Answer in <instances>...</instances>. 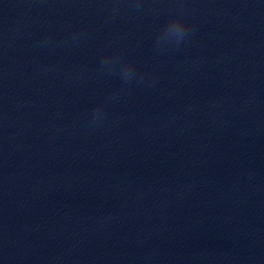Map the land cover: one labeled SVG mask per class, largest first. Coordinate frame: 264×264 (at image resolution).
Wrapping results in <instances>:
<instances>
[{
    "label": "water",
    "instance_id": "obj_1",
    "mask_svg": "<svg viewBox=\"0 0 264 264\" xmlns=\"http://www.w3.org/2000/svg\"><path fill=\"white\" fill-rule=\"evenodd\" d=\"M0 264H264V0H0Z\"/></svg>",
    "mask_w": 264,
    "mask_h": 264
},
{
    "label": "clouds",
    "instance_id": "obj_2",
    "mask_svg": "<svg viewBox=\"0 0 264 264\" xmlns=\"http://www.w3.org/2000/svg\"><path fill=\"white\" fill-rule=\"evenodd\" d=\"M190 29L182 18V16L171 17L161 29L157 37V42L180 44L184 38L189 34ZM102 64L107 65L111 70L112 65L119 64L120 75L125 82L132 80L136 75L135 66L132 62L122 61L119 57L105 58ZM102 111L100 107L93 112V122L99 121L102 118Z\"/></svg>",
    "mask_w": 264,
    "mask_h": 264
}]
</instances>
